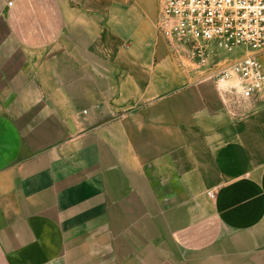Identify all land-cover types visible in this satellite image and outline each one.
<instances>
[{
    "label": "crops",
    "instance_id": "crops-1",
    "mask_svg": "<svg viewBox=\"0 0 264 264\" xmlns=\"http://www.w3.org/2000/svg\"><path fill=\"white\" fill-rule=\"evenodd\" d=\"M159 16L0 0V264H264V101L235 117Z\"/></svg>",
    "mask_w": 264,
    "mask_h": 264
},
{
    "label": "built area",
    "instance_id": "built-area-1",
    "mask_svg": "<svg viewBox=\"0 0 264 264\" xmlns=\"http://www.w3.org/2000/svg\"><path fill=\"white\" fill-rule=\"evenodd\" d=\"M159 4L157 30L173 59L200 81L212 82L235 117L264 101V0Z\"/></svg>",
    "mask_w": 264,
    "mask_h": 264
}]
</instances>
